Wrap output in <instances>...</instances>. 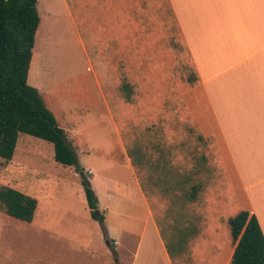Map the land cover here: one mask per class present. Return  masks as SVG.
<instances>
[{
    "label": "rangeland",
    "instance_id": "1",
    "mask_svg": "<svg viewBox=\"0 0 264 264\" xmlns=\"http://www.w3.org/2000/svg\"><path fill=\"white\" fill-rule=\"evenodd\" d=\"M136 1L37 0L40 21L31 76L34 84L42 83L40 96L60 128L65 127L63 111L57 108L51 87L67 88L74 84L69 79L89 80L94 86L97 78L100 83L124 152L107 121L86 132L84 144L68 140L77 148L79 166L90 174L87 179L105 229L122 223L121 218L115 220L116 214L149 209L173 264H213L211 245L189 242L220 226L229 236L227 221L240 209L221 157L211 141L199 138L181 101L195 73L167 2L146 0L142 11L137 4L140 0ZM129 5L131 10H127ZM141 15L148 21L138 22ZM86 118L89 123L91 119ZM75 120L76 116H68L69 122ZM113 147L116 150L110 155ZM0 187L14 189L40 207L52 203L53 225L62 222L85 228L86 241L95 242L101 229L96 221L89 226L83 222L88 210L80 177L75 167L55 163L51 144L19 135L12 159H0ZM0 213L8 220L2 206ZM132 227L138 230L141 226L134 223ZM125 242L134 245L133 240ZM109 244L115 251V242ZM31 254L35 257L37 251ZM126 258H122L124 264ZM100 259L120 264L117 251Z\"/></svg>",
    "mask_w": 264,
    "mask_h": 264
},
{
    "label": "crops",
    "instance_id": "2",
    "mask_svg": "<svg viewBox=\"0 0 264 264\" xmlns=\"http://www.w3.org/2000/svg\"><path fill=\"white\" fill-rule=\"evenodd\" d=\"M166 2L195 73V80L181 94L183 106L199 138L203 142L211 141L221 157L234 202L240 211L257 219L264 236V0ZM145 3L146 0L137 3L142 11L147 7ZM127 10H131L130 5ZM138 19V22L148 21L144 15ZM34 56L32 49L30 68ZM30 68L27 82L41 93L42 83L34 84ZM67 81L74 86L60 90L51 87L56 106L63 111L65 127L61 129L67 139L84 144L85 133L107 121L124 152L98 79L95 78L94 86L89 80ZM69 115L76 116L74 123L68 121ZM86 117L91 119L89 123ZM72 146L73 150L77 149ZM110 150L109 154L116 149ZM125 160L131 168L126 154ZM141 196L146 203L142 193ZM53 208L52 203L41 207L36 204L30 223L8 216L5 220V215L0 213V264H111L100 259L111 253L110 240L116 244L114 249L120 256V264H124L123 257L128 258L127 264H173L149 209L138 214H116L115 220H123L117 228L107 225V241L96 243L97 239H104L100 230L94 236L95 242L90 244L86 241L89 234L85 228L75 224L65 226L62 222L53 225ZM83 222L87 226L95 223L89 210ZM134 223L141 227L134 230ZM223 230L221 226L213 228L206 237L193 236L189 243L211 245L215 250L213 264H229L234 245L230 231L228 236ZM124 240H133L134 245ZM32 251H37L35 257Z\"/></svg>",
    "mask_w": 264,
    "mask_h": 264
},
{
    "label": "trees",
    "instance_id": "3",
    "mask_svg": "<svg viewBox=\"0 0 264 264\" xmlns=\"http://www.w3.org/2000/svg\"><path fill=\"white\" fill-rule=\"evenodd\" d=\"M36 5L37 0H0V159H12L19 135L51 144L55 163L75 167L90 216L99 223L107 241L104 217L98 211L97 197L87 179L90 174L79 166L65 131L58 127L40 92L27 82L40 21ZM30 79L33 80L31 72ZM195 193L193 188L192 199ZM36 204L34 199L14 189L0 187V206L13 220L30 223ZM227 223L234 245L229 264H264V236L257 219L240 211ZM111 253L115 255L113 249Z\"/></svg>",
    "mask_w": 264,
    "mask_h": 264
}]
</instances>
